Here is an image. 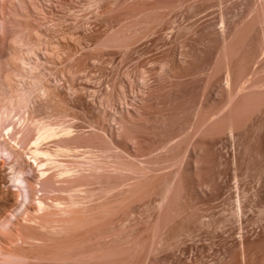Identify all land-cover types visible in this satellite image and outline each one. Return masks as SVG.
Listing matches in <instances>:
<instances>
[{"label":"rangeland","instance_id":"obj_1","mask_svg":"<svg viewBox=\"0 0 264 264\" xmlns=\"http://www.w3.org/2000/svg\"><path fill=\"white\" fill-rule=\"evenodd\" d=\"M44 128L0 264H264V0H0V144Z\"/></svg>","mask_w":264,"mask_h":264},{"label":"bare ground","instance_id":"obj_2","mask_svg":"<svg viewBox=\"0 0 264 264\" xmlns=\"http://www.w3.org/2000/svg\"><path fill=\"white\" fill-rule=\"evenodd\" d=\"M25 123V122H24ZM27 124V123H26ZM21 125V124H20ZM27 126V125H26ZM25 127V126H24ZM20 128V127H19ZM45 129V128H44ZM66 129V128H65ZM71 129V128H70ZM69 129V130H70ZM5 130H6V128H5ZM39 131L41 130V129H38ZM43 130V129H42ZM68 130V129H67ZM10 131V130H9ZM9 131H8V133H9ZM14 132H15V130H13ZM12 131V132H13ZM65 131V130H64ZM63 131V132H64ZM11 132V131H10ZM22 132V131H21ZM26 132V131H25ZM31 132V131H30ZM19 131L18 132H16V133H14V134H12V136H13V139H14V142H13V144H9V143H1L0 144V155H2V157L4 156V157H6V159H10L11 161L12 160H14V168H13V170H12V176L11 177H9V178H11L10 179V182H11V184L13 185V187L16 189V193L18 194V195H20V196H23V201L24 202H26V201H28L29 200V195L31 194V192L30 191H35V189H34V187L35 186H33L34 185V183H35V185L36 184H38V186H39V184L40 185H42V187H41V189H39L40 187H37V189L40 191H42V188H43V194L44 193H46V194H49V193H51L52 194V192H54L55 193V191H56V185H55V183L56 182H54V177H53V175H51V174H47L45 171H41L40 170V173H38V175H39V177H37L36 179L37 180H39L38 181V183H36L37 182V180H36V182L34 181V183L31 181V178L33 177H31V178H29V175H28V177H27V174H29L31 171H33V168H31V165H29V164H27L26 165V162H25V160H24V158H23V156H22V154H21V151H24V150H26V151H28L29 152V155H30V158H32L33 160H34V162L36 163L35 164V167H36V169L38 168V172H39V168L41 169L42 167H43V162L42 161H45V162H47V161H52V159H53V157H54V155H55V152L56 153H63V152H67V151H69L70 149H71V147L69 146L70 144L69 143H67V142H69L70 140H68L69 138H68V135H67V132L65 133L64 132V134L62 135V138H64V139H66V140H64V143L62 142V144L60 143H56V150L54 151V153H52L51 151H49L50 149H47V148H45V149H43V148H41L42 147V145L40 146V141H41V139H46V138H51V137H53L54 138V134L53 133H51V131H49L48 129H45L43 132H39V133H37V135H36V137H30L29 138V135L28 136H26V137H24V138H22L21 136L22 135H19ZM62 133V132H61ZM56 134V133H55ZM59 134V133H58ZM11 136V137H12ZM63 136H65V137H63ZM27 137H28V139H27ZM55 137H57V136H55ZM60 137H61V135H60ZM59 140H62V139H59ZM58 140V141H59ZM13 141V140H12ZM63 141V140H62ZM66 141V142H65ZM4 142V141H3ZM65 155V154H64ZM1 157V156H0ZM32 161V160H31ZM37 161L38 162H40V163H37ZM33 162V161H32ZM42 162V163H41ZM56 164L58 163V161L57 162H55ZM34 164V163H33ZM11 165H13V164H9L8 163V166L10 167ZM48 165V164H47ZM53 165H54V163H53ZM63 165V164H62ZM45 166V165H44ZM49 166V165H48ZM47 166V167H48ZM49 168V167H48ZM47 168V169H48ZM63 168V167H62ZM68 168V167H67ZM66 168V169H67ZM12 169V168H11ZM10 169V170H11ZM28 169H29V171H28ZM47 169H46V171H47ZM71 168H69L68 169V171L70 170ZM76 169V168H75ZM43 170V169H42ZM36 171V170H35ZM53 171V170H52ZM59 171V170H58ZM68 171H66V170H63L62 171V174H61V177L64 179V182L65 181H67V179H68V176H69V173H68ZM71 171V170H70ZM69 171V172H70ZM37 172V171H36ZM57 172V171H56ZM61 173V172H60ZM75 173V172H74ZM30 174H33L32 172L30 173ZM72 174V173H71ZM76 174V173H75ZM78 175V174H77ZM37 176V175H36ZM35 175H34V177H36ZM57 176V175H56ZM75 176V175H74ZM70 177H72V176H70ZM76 177V176H75ZM74 177V178H75ZM35 179V178H34ZM33 179V180H34ZM57 179V178H56ZM73 180V179H72ZM9 182V183H10ZM62 183H63V181H62ZM64 184V183H63ZM57 186H58V184H57ZM67 186V185H66ZM60 187V186H59ZM75 189V188H74ZM38 190H36V191H38ZM57 190H59V189H57ZM35 191V192H36ZM40 191V192H41ZM29 192H30V194H29ZM34 192V193H35ZM61 192V191H60ZM39 193V192H38ZM23 194V195H22ZM19 196V197H20ZM21 198V197H20ZM44 198V197H43ZM47 198H48V196H47ZM33 199V198H32ZM40 199V198H39ZM45 200H47V199H45ZM31 200H29V202H30ZM43 201V200H42ZM41 200L38 202L39 203V209H37V210H39V211H43L44 210V208H45V206H47L46 204H44L43 202H42ZM54 202V201H53ZM52 202V203H53ZM27 203L28 202H26V205H27ZM21 204H22V202H21ZM29 204V203H28ZM67 204V203H66ZM26 205H25V203H24V206L26 207ZM23 206V205H22ZM21 205H20V207H22ZM52 206V205H51ZM69 206V205H68ZM23 208V210H17V211H15L13 214H11L9 217H6V218H4L2 221H0V236L2 235V232H10L11 233V231L13 230V227H14V225H15V223L19 220V218H21L22 216H26V218L29 216V212H26V208ZM38 208V207H37ZM19 209V208H18ZM20 209H22V208H20ZM66 210V209H65ZM48 211H51V210H48ZM65 212V211H64ZM38 213V212H37ZM44 213V212H43ZM50 213V212H49ZM40 214V213H39ZM46 214H47V212H46ZM51 214H53V213H51ZM50 214V215H51ZM42 215H44L45 216V214H42ZM48 215V214H47ZM65 216V215H64ZM38 217H40L39 215H38ZM30 218V217H29ZM31 218L32 219H36L37 218V214H36V216L35 215H31ZM30 218V219H31ZM40 219V218H39ZM38 219V220H39ZM42 219V218H41ZM16 226V225H15ZM21 237V236H20ZM19 237V238H20ZM32 239V238H31ZM20 240H22V239H20ZM26 241V240H25ZM0 254H3L2 253V246L0 245ZM10 255V254H9ZM1 256H3V255H1ZM15 256V255H14ZM11 258H14L15 259V257H13V255H12V257Z\"/></svg>","mask_w":264,"mask_h":264}]
</instances>
